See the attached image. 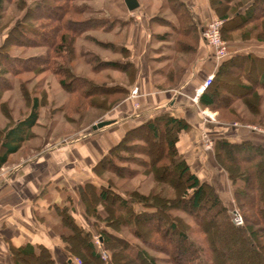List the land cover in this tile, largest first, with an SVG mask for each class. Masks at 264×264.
Instances as JSON below:
<instances>
[{"label":"trees","instance_id":"16d2710c","mask_svg":"<svg viewBox=\"0 0 264 264\" xmlns=\"http://www.w3.org/2000/svg\"><path fill=\"white\" fill-rule=\"evenodd\" d=\"M20 1L18 8H23L22 0ZM80 1L98 0H36L27 8L25 15L8 30L4 44L0 47V94L12 91L14 88L11 85L12 78L8 76L16 77L22 73L49 69L63 77L61 84L70 87L72 93L86 97L96 89L89 80L76 76L69 65L76 60L77 42L91 28V25L94 27L95 22L97 23L96 20L95 22L89 20V22L80 25L78 17L82 15L83 8L76 6V3ZM235 1L209 0L215 15L226 21L222 27L223 38L227 40V34L244 27L253 25L254 29H259L260 23L264 34V0H249L247 4L235 11L231 19L225 18L226 7H230L231 3ZM13 2L14 0H0V21L4 18L2 16L6 10L4 6ZM168 4L178 18L179 27L176 32L178 38L186 35L192 36L198 44L202 33L197 28L194 13L180 0H168ZM39 10H44L43 14L39 13ZM42 19H49L56 26H53L51 31H45L36 26H28L26 23V21ZM78 28L81 30L78 31ZM15 33L25 39V41H18L22 46L44 48L46 49L45 54L23 58L5 52V46L13 40L12 37ZM48 33L54 34L53 41L47 39ZM260 38L255 40L264 42ZM177 47L179 51L185 50L181 44ZM192 48L194 51L196 50V47L192 46ZM54 53H56V57L53 56ZM127 57H129V53ZM36 62L39 64L31 65ZM104 65L114 69L119 64L105 62ZM257 67H259L258 60L253 55L236 56L225 60L214 76L212 84L199 97V105L211 111L226 110L237 99L239 90H245L246 93L251 94L254 91L253 86L247 85L242 88L231 86L220 80L226 74L225 71L228 70V75L233 70L235 71L233 73H236L238 68H241L246 75L249 73L254 76ZM125 70L133 71L130 75V83L133 85L137 74L134 64L130 61L127 62L122 67V71L125 72ZM154 77H156V72L153 73ZM258 82L264 85V78ZM106 93V96L122 95L126 98L129 97L130 88L121 85L109 86ZM220 100L223 103L222 108L217 106ZM41 107L40 98H34L29 115L24 119L17 120L15 126L5 133L1 144L3 154L0 155V171L7 166L11 156L21 152L24 144L30 139L32 130L38 124ZM190 129L191 126L186 120L177 118L170 112H162L134 128L127 129L121 141L97 163L93 172L98 177L102 172L117 173L116 160L121 163L131 162L130 157L122 155L134 153L135 159L144 168L133 170L131 176L153 174L154 182L163 187L160 197L129 196L111 184L105 187L91 182L79 186V199L85 207L88 220L95 218L94 226L97 227V223H103L105 226L100 231V238L109 257L107 261L103 259L95 246L91 232L76 222L67 207L57 208L63 225L68 226L72 235L78 237L82 243L78 242L76 246L71 241L73 236L61 237L70 258H74L76 255L82 258L80 255V251H82L91 264H116L115 258L121 264H128V259L122 257L121 252L115 254V248L111 245L114 242L123 244L124 249L122 250H125L127 257L138 260L141 264H157V259L149 256L146 251H142V257L134 255L130 251L129 242L118 235V228L111 226L109 221L112 220L119 224V228L128 230L136 238L139 237L140 228L154 230L162 237H171L176 244L175 252H169L167 255L173 264H264V184L262 183L264 181V147L250 141L239 143L231 142L228 139L215 141V158L235 187V201L245 220L244 226L236 227L231 221L229 208L217 190L208 182L200 180L197 174L192 171L187 159L179 151L181 133L188 132ZM146 133L148 134L146 135ZM153 145L159 146L160 150V155L156 158L152 152ZM132 149L137 151L131 152ZM247 152L250 154L245 155L244 153ZM224 163L233 168H226ZM243 165L250 166L252 171L247 174V172L241 171V168H237ZM154 166L155 168H153ZM255 175H257V180L254 182ZM165 187L173 189L174 196L169 195ZM252 192L253 195H251ZM109 202H114L112 209L108 210L109 212L102 210L103 213H101L98 204ZM136 206L139 208L138 210H136ZM246 210L256 213L259 220L251 222L248 215L244 213ZM181 215L191 220L196 225V229L191 230ZM152 222L155 224L152 225ZM108 228L113 232H110ZM196 234H202L204 238H197ZM144 239L145 237H141L142 241ZM146 243L152 247L149 241ZM155 250L158 251L156 247ZM10 255L11 264H57L52 251L44 244L27 243L20 247H12ZM62 264L76 263L73 260L71 262L68 260Z\"/></svg>","mask_w":264,"mask_h":264},{"label":"rangeland","instance_id":"374dc122","mask_svg":"<svg viewBox=\"0 0 264 264\" xmlns=\"http://www.w3.org/2000/svg\"><path fill=\"white\" fill-rule=\"evenodd\" d=\"M35 1L36 0H22L23 8H18L20 7V0H14L12 4H6L4 6L6 9L3 13L4 15H2L4 18L0 21L2 26L0 29V47L4 44V39L8 30L25 15L27 8H29V6ZM248 2L249 0H236L234 3H231L230 7H226L227 15L225 18L231 19V17L234 16L235 11ZM76 4L77 7L83 8L82 15L78 17L80 25L89 22V20H94V22L96 20L97 23L95 22L96 25L94 27L91 25V28L85 32L83 37L77 42L76 60L69 65L76 76L89 80L96 89L86 97L72 93L70 87L61 84L63 77L56 75L50 69L22 73L16 77H11V75L8 76L12 78L11 85L14 88L12 91L0 94V155L3 154L1 144L5 133L15 126L17 120L24 119L29 115L32 107V100L39 97L42 101V107L40 108L38 124L32 130L30 139L24 144L20 153L10 157L9 163L2 171L19 166L24 162L35 161L45 150H51L62 143H68L107 128L105 127L97 131L93 130V126L99 122L111 121L109 120V114H111L114 107L119 103L128 98L132 99L131 92L129 97L126 98L122 95L106 96V89L107 87L114 85L126 86L131 90L135 87L134 84L131 85L130 83V75H132L133 71H122V67L129 62L130 58V51L122 46V44L127 40L129 26L133 23H137L143 15L149 20L150 24V34H152L151 44L153 47L150 53V65L152 72L154 74L156 72V77L153 79L154 85L159 87V90L168 91L178 87L184 71L193 59V53H195V51L192 46L196 47L197 43L192 36L186 35L178 38L176 34L179 27L178 18L176 17L175 12L170 9L168 0H139L140 6L133 12H130L127 9L124 0L80 1ZM43 11L44 10H39V13L43 14ZM215 19L222 20L218 16H216ZM222 21L226 23L224 19ZM26 23L28 26H36L37 28H40V30L45 31H51V28L56 26L55 23L49 19L31 20L26 21ZM261 26L262 24L260 23L259 29H254V26L252 25L250 27L236 30L231 34H227V40L223 38L222 34L223 40L227 43L229 51L228 57L234 54L235 47L241 52L260 50L258 47L263 46L264 42L261 43L255 39L262 37L260 39L264 40ZM205 28L206 26L203 30ZM79 30H81V28H78V31ZM54 38L55 36L53 33H48L47 39H49V41H53ZM12 39L13 40L5 46V52L13 56L28 58L43 55L46 52V49L44 48L22 46L18 41H25V39L17 33L13 35ZM248 41H255L256 43H254V45L258 47L254 48L250 46L252 43L248 45L246 43ZM178 43L181 44V47H184L185 50L179 51L177 47L179 45ZM231 43H237L238 45H230ZM48 52L51 53V51ZM128 53L129 57H127ZM53 56L56 57V53H54ZM105 62H114L119 65L118 67L111 69L104 65ZM32 64L38 65L39 63H31V65ZM103 67L106 68L104 69ZM259 68L260 66L257 67V70ZM242 69L238 68L236 73H233L235 72L233 70V72L228 73V75V70L225 71L226 74L220 81L231 86H239L242 88L247 85L253 86L254 91L249 94L246 93L245 90H239L237 99L228 109H218L215 111L209 110L208 115H203V117H207V119L214 124L222 123L224 127L230 129V135H232L231 132H234L233 130L239 131V134L245 131H250L252 133L264 135V85L259 84L258 82V72L257 75L255 74V77V75L253 76L249 73L246 75L245 72H242ZM253 82L255 83L253 84ZM117 101L120 102L115 104ZM194 103L195 105H198L196 98H194ZM112 105H114V107L110 109ZM217 106L220 108L223 107L221 100L217 103ZM210 133L204 131L201 140H203L206 149L212 142L213 150H215L214 138L218 133L214 131H211ZM147 134L148 133H146V135ZM184 134L185 132L181 133L182 137H184ZM124 135L125 133L123 134V137ZM130 145L132 144L130 143ZM186 145L187 142L184 140L182 149L180 150L185 149ZM152 148V152L156 158L160 155V150L158 149L159 146L153 145ZM132 151L137 150L132 149L131 152ZM108 154L109 153L106 155ZM244 154L249 155L250 153L247 152ZM122 156L130 157L131 162L128 161V163H121L116 160L118 172L100 173V177L96 176V184L98 186L104 185L105 187H108V185L111 184L127 195L133 197L145 196L149 198H159L163 187L154 182L153 174L148 173L147 176H131L133 175V170H141L144 167L141 166V163L137 162L134 153ZM224 166L226 168H233L225 163ZM153 168H155V166ZM237 168H241V171L247 172V174L252 171L251 167L248 165H243ZM191 169L197 174L201 181L208 182L217 190L221 199L231 212V221L234 211H238L243 217V214L237 207L235 201V187L229 180L228 175L223 168L217 169L219 172H223V174L227 176L226 181H223V179L220 180L221 175L220 178H217L215 170H211V173L209 172L211 176L207 177L202 176L203 171H198L196 168ZM2 171H0V174ZM255 176L254 182L257 180V175ZM222 181L224 182V185ZM262 183L264 184V181H262ZM165 189L169 195L174 196L175 192L173 189L168 187H165ZM77 193L79 194V188ZM251 195H253V192ZM65 204L67 205L64 207L68 208L69 212L75 217L76 222L87 231L91 232L97 250L101 253L103 259L107 261L109 254L100 238V231L105 227L103 223H97L96 227L94 226L96 222L95 218H89L88 220L85 213V207L81 204L80 199L72 200L71 198L65 197ZM113 204L114 202L106 204L100 203L98 204L99 207H97L101 210V213H103L102 210L109 212L112 209ZM230 206L233 207V209H231ZM138 209L139 208L136 206V210ZM244 213L248 215L251 222L259 220V216H257L256 213H251V211L248 210ZM104 214L106 215L107 213ZM181 217L186 220L185 224L191 230L196 229V225L191 220L186 219L183 215H181ZM109 222L111 226L118 228V235L129 242L130 251L134 255L142 257V251H146L149 256L157 259V264H173V262L169 261L170 258L167 255L169 252H175L176 244L171 237H162L154 230L140 228L139 237L136 238V236L130 234L128 230L119 228L117 222L112 220ZM154 224L155 222H152V225ZM48 226L47 232H37V234L42 235L43 237L44 234H46L48 238L50 237L52 239L51 244L53 245H49V248H51L50 250L54 257L57 258V264H62L64 261L68 260H70V262L73 260L76 264H91L86 258L85 253L82 251H80L82 258L79 255H76L74 258L69 257L65 250L66 245L61 237L73 235L70 228L63 225L60 216L59 221L58 219L49 221ZM259 227L262 229L261 226ZM109 231L113 232L111 229H109ZM195 236L201 239L204 238L202 234H196ZM141 237H145L144 241H146H142ZM71 241L76 246L78 242L81 243L76 236ZM147 241L152 244V247L147 245ZM111 245L115 248V254L121 252L122 257L128 259V264H141L140 261L133 260L129 256L127 257L125 250H122L124 249L123 244L121 245L120 243L113 242ZM155 247L158 251L155 250ZM115 262L116 264H121V262L116 261V258ZM6 264H11V262H7Z\"/></svg>","mask_w":264,"mask_h":264},{"label":"crops","instance_id":"0c3cea01","mask_svg":"<svg viewBox=\"0 0 264 264\" xmlns=\"http://www.w3.org/2000/svg\"><path fill=\"white\" fill-rule=\"evenodd\" d=\"M180 1L194 13L200 33L216 17L209 0ZM151 36L149 20L144 15L137 23L129 26L127 40L122 46L130 51L129 61L137 70L135 87L130 89V92L132 94L137 89L138 97L128 98L114 107L109 114V120L114 121L113 125L100 132L62 143L48 151L45 150L35 161L24 162L1 172L0 263L11 262L12 247H20L27 243L44 244L48 248L49 245H53L50 237L48 238L44 233L43 237L37 232H47L49 221L54 219L59 221L57 208L67 205L65 197L72 200L79 199L77 193L79 186L96 183L94 167L121 140L126 130L162 112H170L173 116L186 120L191 126L184 137L181 135L178 148L191 168L203 171L202 176L210 177L211 170H215L217 178L221 175L220 180H227V176L217 169L222 167L215 158L213 147L211 151L207 150L201 140L204 131L218 133L214 142L220 139L237 143L250 141L264 147L263 134L250 131L239 134V131L232 129L234 132L230 135V129L224 127L222 123L214 124L207 117H203L208 115L209 110L199 105V97L204 92L202 87L209 76H215L218 73L219 67L225 60L220 62L215 58L214 52L207 46L202 35L179 86L168 91L156 89L154 86L150 65V53L153 49ZM246 43L248 45L252 43L250 46L254 48L258 47L254 45L255 41ZM233 44L237 43L230 45ZM259 48L258 51L241 52L235 47L234 54L230 55L226 61L236 56L253 55L260 66L254 72L256 75L258 72V80H262L264 78V45ZM194 98H198V105H195ZM137 104L138 107H136ZM184 140L187 142L186 148L180 150ZM55 259L58 262L57 258Z\"/></svg>","mask_w":264,"mask_h":264},{"label":"built area","instance_id":"2783aa9c","mask_svg":"<svg viewBox=\"0 0 264 264\" xmlns=\"http://www.w3.org/2000/svg\"><path fill=\"white\" fill-rule=\"evenodd\" d=\"M224 22L219 19L212 20L206 28L202 31V37L206 42L207 46L214 52V56L218 61L226 60L229 56V51L227 47V43L222 38V27ZM214 80V76H209L204 83L202 90L205 91ZM202 92V91H201ZM138 97V90L135 89L131 95L132 99H136ZM196 102H198V98H196ZM136 107H138L136 105ZM213 143L211 142L207 149H212ZM233 224L237 227L244 225V220L242 215L238 211L233 212L232 217Z\"/></svg>","mask_w":264,"mask_h":264},{"label":"water","instance_id":"95a60500","mask_svg":"<svg viewBox=\"0 0 264 264\" xmlns=\"http://www.w3.org/2000/svg\"><path fill=\"white\" fill-rule=\"evenodd\" d=\"M124 2H125L127 9L130 12L137 10L140 6L139 0H124ZM113 124H114V121H102V122H99L98 124L94 125L93 130L94 131L101 130V129H103L105 127H109Z\"/></svg>","mask_w":264,"mask_h":264}]
</instances>
